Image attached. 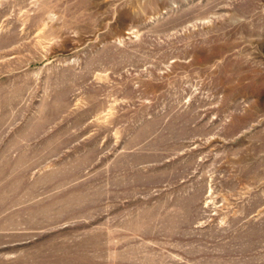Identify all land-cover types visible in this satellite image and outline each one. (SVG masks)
I'll return each instance as SVG.
<instances>
[{
  "label": "rangeland",
  "instance_id": "374dc122",
  "mask_svg": "<svg viewBox=\"0 0 264 264\" xmlns=\"http://www.w3.org/2000/svg\"><path fill=\"white\" fill-rule=\"evenodd\" d=\"M0 264H264V0H0Z\"/></svg>",
  "mask_w": 264,
  "mask_h": 264
}]
</instances>
